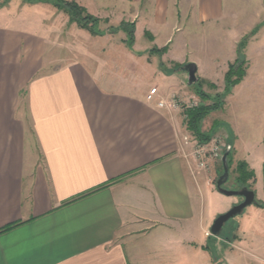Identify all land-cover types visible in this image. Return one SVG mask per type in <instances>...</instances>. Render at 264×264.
Returning <instances> with one entry per match:
<instances>
[{
    "label": "crops",
    "instance_id": "crops-1",
    "mask_svg": "<svg viewBox=\"0 0 264 264\" xmlns=\"http://www.w3.org/2000/svg\"><path fill=\"white\" fill-rule=\"evenodd\" d=\"M65 1L104 20L120 14L133 43L121 38V64L113 51L60 43L49 24L56 16L89 39L107 35L92 36L55 8L47 23L0 10V264H264V210L255 220L242 216L233 240L211 236L214 216L235 204L213 186L221 160L199 168L191 146H182L183 136L193 138L183 111L156 107L182 95L176 74H187L173 68L185 64L222 94L236 45L256 29L242 80L200 131L217 124L213 136L253 173L264 205V0ZM233 24L220 62L208 40ZM176 33L188 40L174 43ZM182 46L192 58L202 49L203 59L188 61ZM213 201L222 209H211Z\"/></svg>",
    "mask_w": 264,
    "mask_h": 264
},
{
    "label": "rangeland",
    "instance_id": "rangeland-1",
    "mask_svg": "<svg viewBox=\"0 0 264 264\" xmlns=\"http://www.w3.org/2000/svg\"><path fill=\"white\" fill-rule=\"evenodd\" d=\"M97 5L100 7V4H97ZM98 6H96V7H98ZM25 8H26V10H25ZM88 8H89L88 11L91 14L98 13L101 15V13H102V12H100V10L97 11L96 10L97 8L95 9V8H92L91 6H89ZM0 10H3L7 14H8V12L11 11L14 14H21V15L24 14L23 12H26V11L31 12L32 13L31 16H36L38 18L36 20H38V21L43 20L44 23H47L48 20H51V18H53V16H55L54 13L57 14L56 10L53 8V6L49 2H45L44 0H0ZM22 10H24V11H22ZM20 11H21V13H20ZM61 13L62 12H60V14ZM108 17L110 18V20H104V18L101 19V16H98L97 19H99V20L97 21L95 27L93 28L96 33L107 35L105 37V39H97V38L89 39L88 37H86L84 35H80L76 31H72V29H70V28L66 29L65 26H63V23L59 22L60 19H56L57 16L54 19L56 21H53L54 23H52V21H50L49 24L51 23L50 26L54 25L55 28L58 29L57 30L58 36L56 35V38L60 43L62 42L64 44H67L68 47H72V48L83 46L88 51L97 50V51L102 52V54H105L107 51H113L112 55L114 56L113 58H115L117 60V63L124 64L123 62L125 61V57L123 54V49L125 47L121 42V38H126V37L122 33L121 25L126 24L127 26L125 27V29L127 31H129L130 30V24L127 23L124 19L122 20V16H120V14L113 13L111 11H108ZM230 24H232V23H230ZM233 28H234V24L228 25V28H225L224 25L223 26L219 25L216 28V30L213 33H211L212 36L208 40V49L211 51L214 50L218 53L220 52L219 53L220 55L219 54L217 55V60L220 59V62L223 61L222 59L227 54V43L232 38L233 32L231 30H233ZM228 29H230L231 32L228 31ZM256 32L257 31L255 29V32L251 33V35H249L247 38H245V44H243V46L240 47V49H239V45H241V41L243 39L240 40L239 43L236 45V56H235L236 59L239 55V50H240V53L243 54V57L245 60L244 53H245L246 47H247L248 43L250 42V39H252L255 36ZM195 35H196V36H194L195 39L197 38L196 41L202 42L203 39L199 36V34L195 32ZM180 38L188 40V38L183 33H176L174 36V43L178 44L177 40ZM142 43H143V39L139 37L138 41H137L138 46L141 45ZM180 49H179L178 53L180 55H185V57H187L186 59L188 61H194L193 59H195V61H199L200 59H203L202 54H201L202 49H199L198 52H196L195 58L194 57L192 58V56H186V50H185L186 48L185 47H183L182 50H180ZM154 52L155 51H152V53H151L152 56H155ZM161 54H162V51L160 52V56H161ZM220 56H222V58H219ZM257 60H258V56L257 57L254 56V61L257 62ZM191 63H193V62H191ZM173 69L174 70L176 69L180 72L182 67L181 66H178V67L175 66V68H173ZM119 70L121 71L122 69L120 68ZM163 70L166 71L165 67H163ZM166 73H168V72H166ZM176 75L184 77V79H181L182 77L180 79H178V81L176 83L177 87L180 88L179 91L182 94V95H179L180 101H184L183 103H181V105L185 104V103H190L194 99L192 97V95L197 96L198 93H202V92L206 95L208 94L207 96L210 99H213V97H215L206 88H204L202 83L195 82L194 84L189 85V84H187V77L185 78V76L181 75V73L180 74L177 73ZM196 101L198 102V104L200 103L203 105H208L210 103V101H201L199 97H198V99H196ZM217 117H218L217 114L208 116L206 118V122L204 123L205 126L208 127V124L211 121L215 120ZM212 138L219 140L222 144H224L225 147H224L223 152H222V155H223L226 147L229 146L228 142L224 141V139L220 136V134H216ZM227 164L229 167V175H228L227 182L222 187L226 190H232V191H240L243 188H247L248 190L255 192L254 186H253V179L251 178V179H247L246 181H244L236 173L237 164L232 160L231 154L229 155V157L227 159ZM222 173H223L222 163H221V161H217V163H216V174L214 175V179H213L214 189H215V185H216V182L218 180V177L220 175H222ZM221 198L223 199V201L225 203L227 202L226 200H235L234 205H237L240 202H242V199L238 198V197H232L229 199L224 198V197H221ZM208 208H209V206H208ZM212 208L220 210V209H222V205L219 204V202H217V201H213V202H211V209ZM230 208H228L224 211L220 210L221 212L216 214L214 217L226 213L227 211H229ZM258 209L264 210V205L262 202H260L258 200V198L256 196V199H255L253 205L246 208L245 210H243L242 213L239 214L238 216H236L235 218L226 222L224 224V226L222 227L221 232L218 236H222V237L224 236V237H227L229 239L231 238L233 240L234 239V232H236V229H237L238 220H240V218L242 216H244L245 218H251V219L255 220L258 216Z\"/></svg>",
    "mask_w": 264,
    "mask_h": 264
},
{
    "label": "trees",
    "instance_id": "trees-1",
    "mask_svg": "<svg viewBox=\"0 0 264 264\" xmlns=\"http://www.w3.org/2000/svg\"><path fill=\"white\" fill-rule=\"evenodd\" d=\"M44 1L49 2L53 6V8L65 14L68 17L69 23H73L78 28L82 30H86L92 36L103 35L96 33L93 29L99 19L88 14L86 10L83 7L79 6L77 3L72 1H65V0H44ZM126 26H127L126 24H122L121 30L126 34V43L128 44V46H130L133 43V26L130 25L129 31L125 29ZM243 44H245V38L241 41V45H239V49L240 47L243 46ZM245 66H246V62L244 60L243 54L240 53L239 50V55L237 59L228 66V70L225 75V88L223 93L214 95L215 97H213V99H210L203 92L198 93L197 96L200 98L201 101H210V103L208 105L200 104L197 107L186 109L184 111L185 128L188 132L192 134V136L199 143L209 142L213 137L215 129L217 128V124L214 123L211 129L209 130V132L202 133L200 131L201 121L205 117H207L210 113L220 110L222 108L224 97L230 93L232 87H234L242 80L245 74ZM230 154H231V150L228 153L227 159ZM236 173L244 181L251 178L253 179L254 177L253 173L251 171H248L245 163H239L237 165Z\"/></svg>",
    "mask_w": 264,
    "mask_h": 264
},
{
    "label": "water",
    "instance_id": "water-1",
    "mask_svg": "<svg viewBox=\"0 0 264 264\" xmlns=\"http://www.w3.org/2000/svg\"><path fill=\"white\" fill-rule=\"evenodd\" d=\"M182 70L187 74V84L189 85L194 84L197 80L196 66L194 64H185L182 67ZM230 150H231L230 146H227L225 152L222 155L221 163H222L223 173L218 177V180L215 185V190L218 194L225 197L241 198L242 202L232 206L229 209V211H227L226 213L218 215L214 218L209 228V234L214 237H217L220 234L221 229L226 222L241 214L243 210L251 206L255 201V193L251 190H248L247 188H243L240 191H232V190H226L222 187L227 182L229 175L227 156Z\"/></svg>",
    "mask_w": 264,
    "mask_h": 264
},
{
    "label": "built area",
    "instance_id": "built-area-1",
    "mask_svg": "<svg viewBox=\"0 0 264 264\" xmlns=\"http://www.w3.org/2000/svg\"><path fill=\"white\" fill-rule=\"evenodd\" d=\"M156 95L157 90H151L147 96V100L151 101ZM183 102L184 101H180L179 96L174 95L169 96L165 100H160L157 102L156 107L158 109L182 110L184 114L186 109H191L200 105L196 100L181 105ZM182 141V146H191V152L189 154L195 160L199 168L206 169L209 160H221L222 158V152L225 146L219 140L211 139L207 143H199L194 137L190 138L188 136H183Z\"/></svg>",
    "mask_w": 264,
    "mask_h": 264
}]
</instances>
